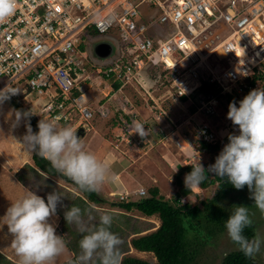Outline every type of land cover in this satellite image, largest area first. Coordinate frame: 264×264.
<instances>
[{"label":"built area","instance_id":"obj_1","mask_svg":"<svg viewBox=\"0 0 264 264\" xmlns=\"http://www.w3.org/2000/svg\"><path fill=\"white\" fill-rule=\"evenodd\" d=\"M102 37L119 48L118 57L105 64L91 57L90 48L89 55L84 52ZM176 52L181 57L172 62ZM154 70L169 74L178 99H190L204 82L221 89L199 102L208 116L216 114L222 95L233 97L229 107L236 95L264 81V0H17L15 13L0 22V78L7 81L0 90H25L38 122L57 120L90 131L97 116L109 117L107 105H115V96ZM124 105L133 104L126 98ZM133 120L120 117L118 138L141 145ZM235 128L230 121L227 130ZM198 134L202 143L218 141L209 125ZM118 196L128 203L146 191Z\"/></svg>","mask_w":264,"mask_h":264},{"label":"rangeland","instance_id":"obj_2","mask_svg":"<svg viewBox=\"0 0 264 264\" xmlns=\"http://www.w3.org/2000/svg\"><path fill=\"white\" fill-rule=\"evenodd\" d=\"M160 29L165 33L169 32L166 25H162ZM212 40L214 41V37L210 41L212 42ZM88 49L87 44V49L84 51L87 55H89ZM206 50L204 49V51ZM180 57L181 54L176 52L171 60L175 62ZM101 68L106 69L105 66ZM159 73L160 70L142 73L134 87L125 88L124 95L115 96V105L112 103L110 106L107 105L110 111L109 117L101 119L97 116L89 127L90 131L84 132L80 138H82L87 151L108 164V174L116 172V176L127 188L122 191L135 192L143 189L148 193L150 189L158 188L160 195L173 203L177 197H180L181 188L176 182L177 176L180 172V177L184 181L186 175L182 168L201 162L207 170L210 164L215 163V159L224 145L229 142L228 135L230 133L238 135L239 129L236 126L235 130H227L231 120L227 118L229 107L226 105L225 96L220 97L216 114L208 116L198 108L199 102L204 96L203 93L196 92L186 101L178 99L171 92L166 78L160 76ZM203 73L205 77L208 74L207 71ZM6 83L5 79L0 78V88ZM259 88H264V81L260 82L256 89ZM19 90L20 93L11 98L31 112L30 103L24 96L25 90ZM249 92L250 90H247L236 95L237 107ZM126 98L130 99L132 106H122ZM16 111L5 103L0 104V216L2 213L5 215L11 203L20 199L28 191L35 192L46 202L47 195L57 191L62 196V204L58 205L57 210H64L65 205L71 204L74 198L81 194L61 178H50L46 175L40 177L28 167L34 166L33 152L23 144L28 122L26 118L17 122ZM121 116L127 120L135 118L150 130L146 143L138 145L135 141L127 143L118 138V134L121 133ZM79 124L82 125V122ZM202 125H209L217 133V143L208 144L217 146V150L210 152L203 148L204 143L200 141L198 134ZM71 127L77 134L82 130L78 124ZM105 184L106 182L102 188L108 192L100 194L105 196L108 203L100 207L94 206L95 210L91 212V219L88 216L84 217L87 226L92 227L99 222V217L102 214L107 213L113 216L115 227L120 228L122 234L119 237L128 236L134 232H138L140 235L156 230L159 221L157 216L149 219L136 210L128 213L114 206L113 204L119 202V196L108 190V185ZM218 190L219 184L207 189L199 188L188 196L182 195L180 200L184 201L183 204L188 203L191 206L203 208V202L213 199ZM249 197L250 192L247 188L244 193H230L218 204L224 208L228 217L234 211L233 206H247L256 234L264 238V214H261L254 205V200ZM54 218L53 226L59 230L57 235L63 236L64 241H70L68 235L65 237L63 235L60 216L56 214ZM73 228L77 230L75 225ZM196 233L190 236V252L193 257L191 264H222L228 253L239 250L238 246L230 240L227 229L224 228L220 231L214 223L206 224L201 221ZM209 234H212V237ZM1 243L0 240V245ZM145 258L148 262L157 264L154 254L145 255ZM255 260L256 264H264V244L261 246L260 253L255 256Z\"/></svg>","mask_w":264,"mask_h":264},{"label":"clouds","instance_id":"obj_3","mask_svg":"<svg viewBox=\"0 0 264 264\" xmlns=\"http://www.w3.org/2000/svg\"><path fill=\"white\" fill-rule=\"evenodd\" d=\"M17 0H0V22L16 11ZM20 93L9 85L0 90V104ZM16 121L30 117L31 112L16 111ZM227 118L238 126L239 134L230 133L228 143L207 168L199 162L186 173L184 184L190 192L197 191L209 178L207 173L242 190L247 186L250 199L264 214V88L253 89L240 102L229 104ZM34 133L29 123L23 137L25 147L50 162L53 169L71 179L81 191L99 192L108 178V164L87 151L82 138L71 126H60L57 120L41 119ZM132 130L146 143L149 131L140 121H132ZM201 158L199 157V161ZM184 203L183 200L180 201ZM62 196L53 191L44 198L33 191L12 202L2 219L12 236L11 247L18 257V264H54L57 257L66 250L63 236L57 235L50 218L57 214ZM64 219L68 225H75L81 233L80 254L76 264H121L120 247L124 241L110 229L111 214H102L98 226L89 227L84 216L91 219L88 209L66 205ZM234 211L225 222L230 240L248 258L260 253L264 238L259 234L247 238L244 229L252 225L247 206H233Z\"/></svg>","mask_w":264,"mask_h":264},{"label":"trees","instance_id":"obj_4","mask_svg":"<svg viewBox=\"0 0 264 264\" xmlns=\"http://www.w3.org/2000/svg\"><path fill=\"white\" fill-rule=\"evenodd\" d=\"M162 76L166 78V83L170 85L171 80L168 73H162ZM221 89H217L214 85L204 82L202 87L198 90V93H203L206 97L209 95H217ZM221 97V96H220ZM219 97V98H220ZM227 101L233 99L232 96H225ZM186 101L187 99H182ZM9 107L21 111L28 112L23 106H21L16 100L12 98L4 102ZM28 124H31L34 133H38L37 119L31 115L26 118ZM203 148L212 152L218 149L217 146H211L206 143L203 144ZM32 160L34 166H28L32 171L38 174L40 177L48 176L50 178H61L66 183L73 186L81 194L76 196L71 204L80 207L82 210L88 209L90 212H94V206H103L108 203L105 196L100 192H85L81 191L78 186L68 177H65L52 168L49 161L39 157L33 152ZM186 173L191 172L192 166H186L182 168ZM209 178L206 179L200 186L201 189H207L211 186L219 184V190L215 194L214 198L203 202V208L198 206H191L190 204H181L180 197L188 196L191 192L186 189L184 181L180 177V172L177 176L176 182L180 186L179 198L175 199V202L165 200L161 195L158 188L150 189L146 192V196L128 203H115L114 206L126 211L131 212L136 210L145 217L157 216L160 220V226L152 233L146 235H139L138 232H134L128 236L120 237L124 243L120 247L121 252V264H151L148 261L139 259L132 256H127L130 246L139 252L152 253L157 259V264H191L193 257L190 252V236L196 233L201 221L206 224L214 223L220 231L225 228V220L228 215L224 211V208L218 203L225 199L230 193L237 192L238 194L244 193L247 190V186L242 190L235 189L227 179L221 180L218 177H214L211 173H207ZM22 182L23 179L21 178ZM64 210H57V214L60 216L62 224V232L69 236L70 241H66V246L74 253L75 258L73 261L65 264H76L77 257L80 254L79 240L81 239V233L73 228V225H68L64 219ZM85 217V216H84ZM93 226H98L95 223ZM92 226V227H93ZM113 233L121 236L122 232L120 228L115 227L112 223L111 229ZM243 234L251 239L255 235L253 226L244 229ZM133 236V237H132ZM212 237V234H209ZM129 237H132L128 242ZM0 264H13L0 254ZM222 264H256L254 258L246 257L240 250L234 251L226 255Z\"/></svg>","mask_w":264,"mask_h":264},{"label":"crops","instance_id":"obj_5","mask_svg":"<svg viewBox=\"0 0 264 264\" xmlns=\"http://www.w3.org/2000/svg\"><path fill=\"white\" fill-rule=\"evenodd\" d=\"M108 178L112 182L109 181L110 182L109 183L108 182ZM108 178L106 179V184L105 185H108L107 189L110 190L113 193H116V195L122 193L123 189H127L126 186H124V184H122L123 183L122 180L118 176H116V172L115 173L111 172L110 174H108ZM105 191L106 190L104 188H101V190L99 192L100 193H107L108 192V191L107 192H105ZM3 216H4V213L1 214L0 218H2ZM147 218L151 219L152 217H147ZM54 219H55L54 216L51 217L50 218V223L54 224ZM159 221L157 222L158 226L156 227V229L160 226V222ZM0 224H1V226H0V228H1L0 240L2 242L1 245H0V254L3 257H5L8 261H10L11 263L18 264V257L16 256V254L14 252V249L11 247L12 236L8 232L7 225L2 219H0ZM58 231L59 230L56 229V233ZM152 232L153 231H150V232H147L145 234H140V235H146V234H149V233H152ZM63 235H64V237L66 236V234H63ZM132 237H129L128 242H130ZM65 243H66V241H65ZM149 254L150 253L139 252V251L135 250L134 248H132L130 246L129 252L126 255L127 256L136 257V258L143 259V260L147 261L146 258H145V255H149ZM74 258H75L74 253L66 246L65 252L55 259L54 264L69 263V262L73 261Z\"/></svg>","mask_w":264,"mask_h":264},{"label":"water","instance_id":"obj_6","mask_svg":"<svg viewBox=\"0 0 264 264\" xmlns=\"http://www.w3.org/2000/svg\"><path fill=\"white\" fill-rule=\"evenodd\" d=\"M91 57L98 63L105 64L116 59L119 55V48L116 41L108 37L94 39L89 43ZM78 137L84 135V131L78 132Z\"/></svg>","mask_w":264,"mask_h":264},{"label":"flooded vegetation","instance_id":"obj_7","mask_svg":"<svg viewBox=\"0 0 264 264\" xmlns=\"http://www.w3.org/2000/svg\"><path fill=\"white\" fill-rule=\"evenodd\" d=\"M253 226V225H252ZM253 228H254V230H255V227L253 226ZM255 235H256V230H255ZM236 251H238V250H236ZM232 252H234V251H232ZM232 252H230V253H232ZM229 254V253H228ZM227 254V255H228ZM226 257V256H225ZM255 259V258H254ZM255 262H256V260H255Z\"/></svg>","mask_w":264,"mask_h":264},{"label":"bare ground","instance_id":"obj_8","mask_svg":"<svg viewBox=\"0 0 264 264\" xmlns=\"http://www.w3.org/2000/svg\"><path fill=\"white\" fill-rule=\"evenodd\" d=\"M204 61H205V59H204Z\"/></svg>","mask_w":264,"mask_h":264}]
</instances>
